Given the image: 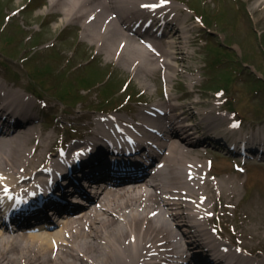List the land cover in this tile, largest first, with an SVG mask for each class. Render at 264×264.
Here are the masks:
<instances>
[{"label": "bare ground", "instance_id": "obj_1", "mask_svg": "<svg viewBox=\"0 0 264 264\" xmlns=\"http://www.w3.org/2000/svg\"><path fill=\"white\" fill-rule=\"evenodd\" d=\"M47 1L48 10L45 14L59 17L61 21L55 27L56 30L62 29V26L65 29L68 25L79 24L81 36L88 42L90 49L101 53L107 63L116 64L133 75L131 78L138 80V83L124 81L127 90L132 91L127 94H135L137 89L152 91L153 87L159 85L157 73L165 71L169 101L162 102L152 95L146 97L149 107L142 110L140 123H126H135L145 135L151 133L154 127H160L169 136L165 146L170 151V157L165 156L164 160L171 170L162 171L164 182L153 181L150 183L152 189L142 185H121L108 190L101 199V208L89 206L87 210H78L79 216L56 233L23 236L20 233H7L1 225L0 264H164L170 258L174 261L177 256L181 257V264H184L188 261L189 251L201 256L202 261L211 259L212 254L207 246L217 251L214 255H219V258L214 259L215 264H225L227 260L235 264H264L263 256L248 254L250 258L238 255L230 248L222 249L223 244L217 243L219 238L210 231V224L226 226L231 210L239 207L247 223H251L256 215L254 211L264 205L263 195L257 193L264 192V178L258 179L260 183L255 186V192L246 195L245 201L248 203L239 206L242 193L238 183L214 176L207 168L208 160L215 163L209 158L210 148L223 152L221 148L229 142L236 146L243 145L244 150L249 151L253 145L244 144L248 137L244 134L231 135L228 130H235L236 126L223 114L222 107L208 98L195 99V78L187 80L188 91L184 96L189 98L188 102L179 104L178 99L181 97L174 95L173 81L180 75L178 66L186 68V73L194 72L187 62L186 39L189 37L185 27L188 33L197 34V30L192 20L188 21V16L185 18L180 14L186 15L180 6L182 4L178 5L172 0ZM243 1L247 3L243 12L251 21L257 26L264 24V0ZM136 8L152 10L156 15L169 16L176 22L183 19L187 23L183 27L182 22L181 27L176 28L178 40L175 43L163 44V64L160 58H155L141 46L135 36L124 30L119 16L116 19L111 16L116 11H120L123 16L130 15ZM104 89L103 86L100 91ZM28 106L32 108V100L0 83L2 111L11 109L12 114L16 111L13 108L28 109ZM197 108L201 110L196 112ZM20 112L23 114V111ZM130 117L134 120L140 118L135 114ZM27 118L17 126L12 125L0 138V189L6 186L1 181L2 175H8L13 181L18 174L24 175L20 172L23 168L28 171L48 164L45 156L53 143V134L41 133L34 125L28 126L32 118ZM115 123L108 117H97L91 121V129L88 128L86 132L84 144L79 145L83 148L78 149L88 148L93 142L95 147L100 146L98 141L101 135H113L118 129ZM227 147L231 148L229 145ZM56 156L52 155L53 159L48 164L53 173L58 160ZM157 188L167 190L160 195ZM95 192L98 193L97 190ZM223 234L224 237L229 236L227 232ZM58 243L59 251L53 256L52 248Z\"/></svg>", "mask_w": 264, "mask_h": 264}, {"label": "rangeland", "instance_id": "obj_2", "mask_svg": "<svg viewBox=\"0 0 264 264\" xmlns=\"http://www.w3.org/2000/svg\"><path fill=\"white\" fill-rule=\"evenodd\" d=\"M183 1L188 2L191 6L193 5L194 9L197 10V14L204 17L206 26L210 27L199 28L202 29V33L199 35L200 41L197 45L189 43L186 50L188 64L200 70V72L195 73L198 78V87L202 86L203 78L210 77L209 72H211L212 77L215 76V72H213L215 69L209 67L216 58L215 53H228L226 56L222 55V61L218 63L221 71L218 72L214 80L215 87L208 92L202 88V91L206 94L205 97H208V95L214 97L218 87L224 82L225 75L223 73L232 74L234 67L239 68L241 74L238 79L235 78L234 84L239 92L237 99H234L236 100L234 104L238 110H243L246 120L249 121L247 126L253 127L257 121L256 117H260V115L264 117V24L261 23L257 26V23H253L247 14H245L246 20L239 21L242 18L234 14L237 11L232 7L233 0H220V4L218 3L220 8L216 5V0ZM246 6L247 3L242 0L241 13H243ZM45 8H47L46 5L36 0L31 1V3L30 0H0V83L19 92L22 96L35 100L33 102L37 110H40L41 107H39L37 100H45L48 103V107L44 112L47 113L49 118L46 120L43 116L38 128L41 132L53 133L52 150H48L51 152L53 147L58 144L56 142L63 133H66V135L74 133L70 130L71 125H82L88 120L87 118L95 111L93 106L110 105V99H102L101 96L105 97L106 95H103L105 93L103 90L99 92L101 88L98 90L91 88L93 85L104 81L107 73H112L111 78L114 79V84H122L126 80L138 83V80L131 78L133 75L126 73L116 64L107 63L104 57L97 51L95 52L94 49L89 50L88 43L82 39L79 29L75 28L76 26H69L68 31L61 34L60 29H55L57 25L55 22H51L50 19L43 22L44 16L41 14L46 11ZM6 16L11 17L8 23L5 19ZM40 26L42 30L39 32ZM216 26H218L220 34H215ZM207 32H210L213 36H207ZM224 40H226L223 45L225 51H221V49L218 51L216 46ZM211 43L214 46H210ZM38 44L43 45L34 48V45ZM52 44L58 48L46 50ZM209 47L211 48L209 49ZM37 50H40V52H36ZM32 51L35 52L32 60L23 61L25 57H30ZM92 52L95 56L98 55L94 60L95 62L90 64L88 61L94 56ZM205 63L209 65L208 68H205ZM43 65L49 66V68H46L48 71L41 70ZM86 82L90 83L87 84ZM151 84L154 85L153 82ZM107 86L110 87V85ZM88 87L90 90H88ZM257 88H262V91L254 90ZM251 89L254 90L253 93L259 92V94H252ZM178 92L183 94L185 90H178ZM151 93L156 96L157 100L160 99L155 87L148 95H151ZM159 94L161 95L160 90ZM260 98H262L260 105H257ZM117 99H113L112 102L117 101ZM195 99L202 100L204 98H200L199 95ZM64 100L68 101L69 104L71 103L72 106L62 102ZM80 100L81 102H79ZM117 103H119V99L115 105ZM132 106L134 105L132 104ZM135 106L138 105L135 104ZM48 109L51 114H49ZM199 109L201 110V108ZM49 115H52L54 120ZM221 155L214 154L216 160L223 166L222 169H225L223 174L218 175H221L223 179L229 178L238 183L242 193V199L240 198L242 201L239 206L245 202L248 203L245 198L250 192H248L250 186L246 182L244 184V181L248 179L250 184L260 183L258 179L262 178L264 173L257 172L256 170L259 168L257 166L254 167L253 171L250 169L248 174L246 172L244 174L234 172L233 167ZM216 169L220 170L219 168ZM254 172L259 174H256L255 177ZM253 188H251V193L255 192V188ZM257 193L264 197V192L259 191ZM240 208L232 209L231 215L226 219L230 223L229 233L232 234L233 228L231 226L234 224L236 233L240 234L242 231L240 235L243 237V239L241 237L243 245L263 251L264 205L254 211L256 215L253 219L257 220H252L251 223H247V220L243 218V211ZM262 251L259 252L262 253Z\"/></svg>", "mask_w": 264, "mask_h": 264}, {"label": "snow or ice", "instance_id": "obj_3", "mask_svg": "<svg viewBox=\"0 0 264 264\" xmlns=\"http://www.w3.org/2000/svg\"><path fill=\"white\" fill-rule=\"evenodd\" d=\"M144 7H155V5H144ZM7 191V189H6Z\"/></svg>", "mask_w": 264, "mask_h": 264}]
</instances>
